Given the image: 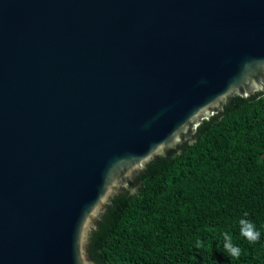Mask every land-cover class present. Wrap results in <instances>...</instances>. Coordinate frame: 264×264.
<instances>
[{
	"label": "water",
	"instance_id": "water-1",
	"mask_svg": "<svg viewBox=\"0 0 264 264\" xmlns=\"http://www.w3.org/2000/svg\"><path fill=\"white\" fill-rule=\"evenodd\" d=\"M256 91L264 0H0V264H98L110 199Z\"/></svg>",
	"mask_w": 264,
	"mask_h": 264
},
{
	"label": "trees",
	"instance_id": "trees-1",
	"mask_svg": "<svg viewBox=\"0 0 264 264\" xmlns=\"http://www.w3.org/2000/svg\"><path fill=\"white\" fill-rule=\"evenodd\" d=\"M194 137L150 160L137 193L110 199L89 237L95 262L264 264V93L235 96ZM241 219L255 225L256 243L241 235ZM226 232L239 259L224 248Z\"/></svg>",
	"mask_w": 264,
	"mask_h": 264
},
{
	"label": "clouds",
	"instance_id": "clouds-1",
	"mask_svg": "<svg viewBox=\"0 0 264 264\" xmlns=\"http://www.w3.org/2000/svg\"><path fill=\"white\" fill-rule=\"evenodd\" d=\"M247 215V213H245ZM241 225V235L248 240L250 244L256 243L260 239V233L256 230L255 225L250 221L241 219L239 221ZM224 248L225 250L234 258L239 259L241 255V249L234 245L232 236L229 233H224ZM197 248L204 247L203 243L200 240L196 242Z\"/></svg>",
	"mask_w": 264,
	"mask_h": 264
}]
</instances>
